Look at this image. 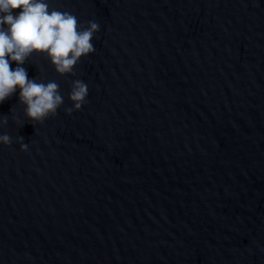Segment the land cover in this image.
I'll return each mask as SVG.
<instances>
[{"label": "water", "instance_id": "95a60500", "mask_svg": "<svg viewBox=\"0 0 264 264\" xmlns=\"http://www.w3.org/2000/svg\"><path fill=\"white\" fill-rule=\"evenodd\" d=\"M49 5L99 31L69 75L24 65L55 116L0 105V264H264V0Z\"/></svg>", "mask_w": 264, "mask_h": 264}, {"label": "clouds", "instance_id": "9594fccd", "mask_svg": "<svg viewBox=\"0 0 264 264\" xmlns=\"http://www.w3.org/2000/svg\"><path fill=\"white\" fill-rule=\"evenodd\" d=\"M98 31V23L82 28L74 15L51 9L49 0H0V105L18 93L33 125L55 116L64 99L59 85L29 78L24 65L31 56L43 55L57 74L69 75L82 58L94 53L92 41ZM87 97L88 85L74 82L69 114L79 111ZM10 143L8 135H0V145Z\"/></svg>", "mask_w": 264, "mask_h": 264}]
</instances>
